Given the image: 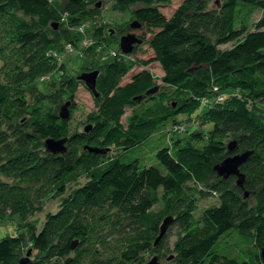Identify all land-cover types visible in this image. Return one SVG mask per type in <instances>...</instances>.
Wrapping results in <instances>:
<instances>
[{
	"label": "trees",
	"instance_id": "1",
	"mask_svg": "<svg viewBox=\"0 0 264 264\" xmlns=\"http://www.w3.org/2000/svg\"><path fill=\"white\" fill-rule=\"evenodd\" d=\"M102 1L0 0V18L7 19L29 68L25 73L17 69L15 78L0 82V219L6 217L5 210H11V217L20 207L31 203L28 190L10 186L1 178L18 184L47 182L54 186V195L58 197L65 192L66 178L83 168L86 182L62 201L56 213L46 215L38 232L29 234L30 247L44 263L128 264L135 261L141 264L140 254L159 253L164 248V240L156 245L154 242L163 220L152 208L158 203L161 189L169 213L175 216L171 217L173 223L181 231L170 263L247 264L218 253L215 247L221 237L236 233L258 252L264 248V110L261 108L264 104V0H222L212 9L208 5L215 0H184L168 19L159 11V5L167 0H112V10L118 12L139 5L131 17L133 23L146 29L139 39L152 53L150 59L140 64L145 67L157 64L162 73L161 83L155 82L150 70L143 69L127 83L120 84L133 64L117 58L103 64L104 71L99 73L96 82L99 102L91 118L95 135L72 137L67 121L58 117L52 96L44 95L37 88L29 92L32 81L27 75L37 63L44 69L43 81L55 73L57 79L46 82L58 86L59 92L73 100L80 81L77 77L64 76L65 66L58 67L47 54L50 50L62 52L68 43L76 46L78 35L69 32L67 39L60 43L52 37L51 26L59 23L63 14L70 22H76L74 27L95 19L100 8L97 5L101 6ZM255 10L263 12L255 29L247 31L244 23L236 29V22L242 23ZM68 30L62 29V34ZM88 33L109 47L118 44L120 38H113L111 30L92 25ZM233 41L235 44L230 49H218ZM82 53L90 57L93 48ZM154 87L163 92L159 94L164 98L168 93L181 99L192 109L191 118H205L212 125L209 135L191 131L184 144L175 141L170 147L158 149L154 158L160 168L140 165L137 159L124 162L119 157H111L100 161L102 154H88L84 150L78 155L77 144L84 141L93 144L101 138L112 140L118 136L126 109L148 99L155 100L156 93L145 95ZM213 87L227 93L238 91L244 98L229 94L221 104L200 112L196 98L210 96ZM138 97L142 99L135 100ZM155 103L150 108L151 115L158 117L163 126L171 122L174 119L172 103L169 107ZM150 113L126 118L127 124L136 130L135 136L126 143L128 148L151 134V122L145 118ZM200 124L203 126L204 122ZM63 138L69 143L66 142L64 154L52 155L45 151L46 139ZM231 139L236 143L233 152L228 151L230 142H226ZM76 140L72 147L71 143ZM203 141L207 143L202 147L195 145ZM245 152L250 155L240 167L243 188L237 186L234 176L223 180L216 175L215 165L228 156ZM244 193L248 194L247 198ZM213 194L218 196V205L204 209L195 218V196L205 198ZM103 210L114 212L116 222H122L119 231L121 227L132 230L126 252L111 259L103 257L99 250L102 241L96 238L106 230L104 223L116 225L109 222V215L107 219L97 216ZM122 232L125 234L123 229ZM20 240L18 237L0 241V264H17L13 250L20 245ZM256 260L261 264L259 254Z\"/></svg>",
	"mask_w": 264,
	"mask_h": 264
},
{
	"label": "rangeland",
	"instance_id": "2",
	"mask_svg": "<svg viewBox=\"0 0 264 264\" xmlns=\"http://www.w3.org/2000/svg\"><path fill=\"white\" fill-rule=\"evenodd\" d=\"M221 1L222 0H215L214 2H211L208 5V8H214V6L218 5ZM183 2L184 0H167V2L159 5V11L168 19L171 17L173 12L180 5H182ZM112 3V0H103L100 8L98 9V16H96L95 19H89L87 23H90L96 28L102 27L104 31L111 30L113 38H115L116 36L121 37L127 33H134L138 38L142 34H145L146 29L144 27L134 32H131L129 29L130 25L133 23L131 13L139 5L131 7L125 11L118 12L112 10ZM262 16V11L255 10L252 14L246 15L242 20V23H240V21H237L235 25L236 29L241 28L242 24L244 23L246 30L252 31L255 29V25L258 23ZM5 20L7 19L0 18V82L2 83H6L7 79L15 78L17 69L21 70L24 73L29 70V68L25 66V59L23 58L20 47L15 40V36L12 34L10 25ZM56 24V28L51 27V30L54 31V33L51 34L53 38H56L57 40L59 39L61 43L67 39L69 32L74 31V25L76 24V22H70L69 19L65 17L64 22L63 20H60L59 23ZM62 29H69L67 31L68 33L65 35L62 34ZM147 38H149L148 35ZM92 42L93 46L91 48H93V54L90 57H86V55L84 56L83 53H77V51H74V54L72 53L69 56L65 57L66 66L63 71L64 76L77 77L82 73H89L95 70H100L99 73L102 74L104 68H102L101 66L103 64L110 63L112 59L109 58V56L106 54L108 50L99 49L100 44H106L105 42L98 43V41L94 39L92 40ZM234 44L235 41L230 42L226 45H221L218 47V49L228 50ZM110 47L114 50H119L118 44H112ZM131 55H133L132 57H134V61L131 62V64H133L132 68L131 70L126 72V75L120 81V84L127 83L130 77L137 71H139L141 61L150 59L152 53L148 49L147 44L142 43L138 46L135 52H132ZM154 66L157 71L160 70L157 64H155ZM43 71L44 69L37 63H35L33 69L29 71V74L27 76L30 77L32 81L31 87L28 88L29 92L31 93V90L36 91L37 89H41L44 95L52 96V101H56L57 114H59L61 107L69 101L70 106L67 108V112L69 113V119L67 120L69 127V136L73 137L75 135L83 134H85L87 137L94 136V123L91 122V118L94 116V111L97 108L99 99H97V97H94L92 93L88 91L84 84L80 81L78 87L74 92L73 100H70L67 95H63L61 92H59L58 86L53 85L50 82H46L49 80H56V74H50L46 77L48 79L43 81V77L45 75H42ZM27 87L28 86L26 85V88ZM159 92L163 93L159 89L156 92L155 100L150 101V99H148L139 106L129 107L126 109L125 115L121 120V133L112 140L101 138L100 141L94 142L93 144L84 141L83 143H80L79 146H77L78 144L76 145V142L78 141L76 140L73 141L74 144L71 143V146L74 147L76 145L75 147L78 155L82 154L84 146H91L94 148H99L101 150H108L106 154L100 155L102 156V159H100V161L106 160L111 157H119L124 162L132 159H137L140 165L156 166L160 168L154 158V154L158 149L162 147H170L175 141H181L182 144H184L188 139L189 132L191 131L199 130L203 134H206V136L209 135V131L211 130L212 125L207 122L205 118H191L192 109L187 108L181 99L175 98L172 96V94L168 93L167 97L164 98L159 94ZM228 93L237 94L236 96L238 98H244L242 93L238 91L230 90L228 91ZM31 98L32 96L30 95V100ZM155 102H160L165 107H169L170 103H172L170 109L172 110V116L174 119L171 122L173 126L178 125L180 129L177 132H174L175 134L171 133L168 135L164 133V127L161 122L158 121V117L151 115L150 108H154V104H157ZM206 110L207 109L202 108L200 112H204ZM149 113L150 115H147L145 118L146 120L151 122V134L135 147L128 148L126 146V143L129 138L132 139L135 136L136 130L135 127L129 126L127 124L126 118L135 114L145 115ZM201 122H204L203 126H201ZM104 136L105 135L103 134V137ZM232 141L233 140L231 139L230 141L226 142ZM206 143L207 141H203L196 143L195 145L200 148ZM67 144L69 143L67 142ZM1 181L7 182L10 186H20L21 188H25V191H29L28 196L31 203H28L25 207H20L19 212L11 217L9 216L11 215V210H5L6 217H4V219L2 220L0 219V241L5 238H21L20 245L13 250V257L15 258L16 263H18L20 258L25 256L28 250H31L32 253L30 259L32 264H62L61 261H51L44 263L42 261V257H39V255H37V253L30 247L29 234L32 231L38 232L45 222L46 215L48 213H56L60 208L62 201L86 182V174L84 169H78L66 178V180L64 181L65 192L63 195H60L58 197H55L54 195V186L49 185V183L47 182H44V184H33L31 182L18 184V181H14L4 177L1 178ZM158 196V203L152 208V212L160 214L162 217L161 220H164L167 217L175 218L173 214L169 213V210L166 207V203L164 201L165 196L161 189L158 190ZM195 198L197 200V208L194 213L195 218H199L204 209L218 205V196L214 194L205 198L196 195ZM100 215H103V219H107L109 215V222L116 224L115 226H108V222L104 223L106 230L96 237L102 241L101 245L99 246V250L103 257L111 259L114 256L120 255L122 252H126V244L127 246L129 245L128 240L132 236V230L130 228L126 229L124 227H121V231H119L120 224L122 222H116L114 212L103 210L102 212L98 213L97 216ZM125 223L126 222H124V225ZM122 229L125 234H123ZM180 234V229L176 225H174V223H172L168 227L167 232L163 237L164 248L159 253H142L139 255L138 261L141 262V264H148L154 257H157L159 264H172L170 263L174 256L172 250ZM215 249L218 253H221L228 257H236L241 261L246 262L247 264H257L256 256L259 254L258 250L254 248L250 242H245L244 239L240 238V236H238L236 233L227 234L221 237ZM128 264H137V262L130 261Z\"/></svg>",
	"mask_w": 264,
	"mask_h": 264
},
{
	"label": "water",
	"instance_id": "3",
	"mask_svg": "<svg viewBox=\"0 0 264 264\" xmlns=\"http://www.w3.org/2000/svg\"><path fill=\"white\" fill-rule=\"evenodd\" d=\"M100 7V4L97 5ZM57 24L52 25L51 27H57ZM141 26L139 24H131L130 30L132 32L139 30ZM142 44V41L136 37L134 33H127L123 36H121L118 40V46L119 50L124 55H131L134 48L136 46H139ZM99 75V71L95 70L89 73H82L79 76H77V80L81 81L86 89L92 93L94 97H98V93L96 91V82ZM158 87H154L151 90H149L145 95H152L158 91ZM142 97H138L135 100H141ZM70 106V102L68 101L65 105H63L60 109V112L58 114V117L62 121H67L69 119V113L67 112V108ZM66 142L67 139L63 138L60 140L57 139H46L44 141V149L46 152L52 155H62L66 152ZM236 147L235 142H230L228 144V151L233 152ZM83 150L87 152L88 154H106L108 150H101L98 148H94L91 146H84ZM249 152L241 153V154H234L231 156H228L227 158L223 159L219 164L215 165L213 170L216 173V175L223 180L228 179L231 176L236 177V184L239 188H243L244 184V176L240 172V167L247 158L249 157ZM248 194L244 193V198H247ZM173 223V219L171 217L165 218L160 227H159V234L156 238L154 245H156L166 234L168 227ZM75 243L72 245V249L75 248ZM31 250H28L24 257L20 258L17 264H32L30 256H31ZM259 257L261 264H264V248L260 249L259 251ZM148 264H159L158 258L154 257Z\"/></svg>",
	"mask_w": 264,
	"mask_h": 264
},
{
	"label": "built area",
	"instance_id": "4",
	"mask_svg": "<svg viewBox=\"0 0 264 264\" xmlns=\"http://www.w3.org/2000/svg\"><path fill=\"white\" fill-rule=\"evenodd\" d=\"M65 17L67 18L66 14H63L61 16V20H63V22H64ZM90 28H91V24L87 23V22L84 24H81L79 26L74 27V32H76V34L78 35V42L76 43V46H74L71 43H68L63 47L62 52L50 50L47 55L50 56L56 62L58 67L66 66L65 65V57L69 56L72 53L74 54V51H77V53H82V52L86 51L87 49H89L93 46V42H92L93 38L90 37L89 33H88V29H90ZM100 47H99V49L108 50L106 54L111 59L117 58V59H120L124 62H129V63L134 61V57H132L133 55H124L120 52V50L119 51L114 50L104 43L100 44ZM154 65L155 64H153V65L151 64V65H148L146 67L141 65L139 70H143V69L144 70L145 69L150 70L151 75H152L153 79L155 80V82L160 84L162 73H161V70L157 71ZM227 97H229V93L222 92L218 87H213L211 89V95L210 96H205V97L196 98V99L200 103V109H202V108L203 109H209V108H212L213 106H215L217 104H221L222 102H224L227 99ZM261 108L264 110V104L261 106ZM167 125H169V126H167ZM163 127H164V133H166L168 135L171 133L175 134L174 132H177L178 130H180L178 125L173 126L172 122L165 124Z\"/></svg>",
	"mask_w": 264,
	"mask_h": 264
}]
</instances>
